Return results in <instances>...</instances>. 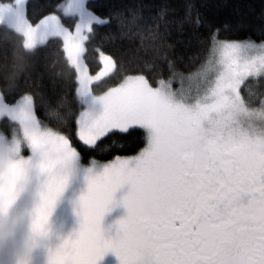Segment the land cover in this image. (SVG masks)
Masks as SVG:
<instances>
[{"label":"snow or ice","instance_id":"obj_1","mask_svg":"<svg viewBox=\"0 0 264 264\" xmlns=\"http://www.w3.org/2000/svg\"><path fill=\"white\" fill-rule=\"evenodd\" d=\"M105 7L53 0L35 15L29 0H0V38L54 50L69 69L0 94V264H99L109 252L118 264H264V91L250 87L264 82V0L258 12L188 0L179 18L166 5ZM174 24L203 55H171ZM105 29L146 36L152 58H118ZM65 201L78 224L67 235ZM121 206L109 234L104 218Z\"/></svg>","mask_w":264,"mask_h":264},{"label":"trees","instance_id":"obj_2","mask_svg":"<svg viewBox=\"0 0 264 264\" xmlns=\"http://www.w3.org/2000/svg\"><path fill=\"white\" fill-rule=\"evenodd\" d=\"M100 6V11H105L109 4H124L136 6L142 4L145 16L154 15L158 12L161 5L169 8V14L172 17H183L184 5L188 0H95ZM196 4L209 3L213 4L216 0H194ZM242 6L243 12H248L247 5H255L256 12L259 11L262 0H232ZM30 8L35 15H40L48 11L53 0H29ZM201 11L208 15L211 9L201 8ZM252 13H250L251 15ZM222 18V17H221ZM22 38L14 33H5L0 38V93L7 92L17 85L28 82H38L40 80H60L69 74V69L64 65L59 54L54 50L47 53L40 50H25L22 46ZM101 42L106 50L113 52L118 58L127 63L136 65L145 59H151L153 56L152 45L148 42V38L142 41L139 36L122 37L114 31V29L102 30ZM170 43L174 45L171 55H174L183 63H188L189 59L199 53L203 55V50L194 35L193 30L185 25L181 29L178 24H174L170 32ZM258 91H264V82L254 83L250 86ZM39 94V93H38ZM140 133L138 131H130L127 139L136 141ZM138 144L134 143L133 147L128 151H135ZM108 157H100L107 159Z\"/></svg>","mask_w":264,"mask_h":264},{"label":"rangeland","instance_id":"obj_3","mask_svg":"<svg viewBox=\"0 0 264 264\" xmlns=\"http://www.w3.org/2000/svg\"><path fill=\"white\" fill-rule=\"evenodd\" d=\"M1 94V93H0ZM86 186L83 181H77L74 185L73 191L70 193V195H78L79 191L84 189ZM126 187L124 189H121L117 193V197L121 196L124 191H126ZM125 210L121 207L114 208L110 213H108L104 218V227L106 229H110L109 234H115V220L124 215ZM57 217L59 220V226L61 230L65 232V235L72 232V230L75 227H78L76 217L71 211L70 205L65 201L61 204V206L58 208ZM99 264H118V260L116 256L109 252L104 259H102Z\"/></svg>","mask_w":264,"mask_h":264},{"label":"flooded vegetation","instance_id":"obj_4","mask_svg":"<svg viewBox=\"0 0 264 264\" xmlns=\"http://www.w3.org/2000/svg\"><path fill=\"white\" fill-rule=\"evenodd\" d=\"M58 216V215H57ZM57 223L59 225V220H58V217H57ZM63 232V234L65 235V232L63 230H61Z\"/></svg>","mask_w":264,"mask_h":264}]
</instances>
